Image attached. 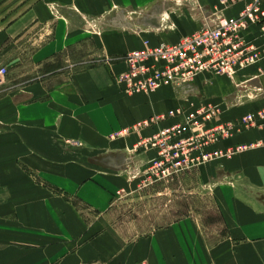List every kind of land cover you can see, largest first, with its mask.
Masks as SVG:
<instances>
[{"label":"crops","instance_id":"1","mask_svg":"<svg viewBox=\"0 0 264 264\" xmlns=\"http://www.w3.org/2000/svg\"><path fill=\"white\" fill-rule=\"evenodd\" d=\"M217 1L201 3L206 10ZM145 2L149 1L0 0V65L8 70L0 90V264H264V125L213 145L228 149L260 143L219 161L222 181L215 195L227 236L217 244L207 245L190 218L122 243L97 217L126 187L130 166L141 170L155 156L153 149L137 145L140 139L175 119L136 132L122 133L123 129L150 115L187 108V100L195 106L217 105L221 121L236 120L263 106L261 97L247 99L242 95L248 88L236 87L256 72V66L235 79L201 74L183 89L165 86L150 93H128L116 75L127 68L122 60L72 72L58 64L60 53L73 54V47L86 42L98 56L101 48L104 55L123 56L175 41L178 33L200 26L181 7L188 27L162 29L160 17L173 5L163 1L165 12L151 14L145 23L155 29L141 34L121 30L114 17V26L100 36L86 33L82 17H97L117 5L127 11L118 13L122 28L130 27L134 22L128 11ZM241 8L239 3L226 14L236 15ZM171 18L178 24L180 17ZM251 30L254 37L257 29ZM255 42L264 43V37ZM259 82L264 86V77ZM70 140L82 145L73 147ZM85 207L97 212L89 222L82 214Z\"/></svg>","mask_w":264,"mask_h":264},{"label":"built area","instance_id":"2","mask_svg":"<svg viewBox=\"0 0 264 264\" xmlns=\"http://www.w3.org/2000/svg\"><path fill=\"white\" fill-rule=\"evenodd\" d=\"M180 1L190 15L200 21L199 28L174 44L159 43L153 49L128 53L124 57L127 68L117 77L123 90L147 93L165 85L183 89L193 85L201 74L235 79L239 72L256 66V72L248 74L236 87L248 88L242 95L247 99L261 97L263 106L246 113L236 123H216L221 114L217 105L203 103L195 106L190 101L187 108L180 106L165 114H154L123 129L122 133L136 132L169 117L175 119L174 123L138 142L145 149L155 151L146 170L145 179L149 183L229 157L242 148L259 145L225 150L213 148L222 138L264 125V86L259 82L264 77V43L255 42L256 38L264 37V0H218L206 10L201 0ZM239 3L242 8L236 15L226 14ZM252 28L257 29L254 37L251 36ZM6 73L7 69L0 67V86L6 81ZM214 121L215 124L209 126Z\"/></svg>","mask_w":264,"mask_h":264},{"label":"rangeland","instance_id":"3","mask_svg":"<svg viewBox=\"0 0 264 264\" xmlns=\"http://www.w3.org/2000/svg\"><path fill=\"white\" fill-rule=\"evenodd\" d=\"M148 1V3L145 2V4L139 5L134 9L128 11V14L132 16V19H130L131 22H134L132 23V25H130V27L122 28L124 22L121 21V16L118 13H120V11H122V13H126L127 11L124 10V7L112 5L108 12L102 13L97 17H82L85 31L87 34L90 33V35L94 34L100 36L104 29L114 26V21L112 20V18L115 17L116 19L117 17L119 23L115 24V26L119 27L121 30H130L135 34L145 33L146 31L155 29L151 28L150 26H145V23H148L153 17L151 14L156 15L157 12L161 11L158 14H162L163 12H165L163 10V1H167L175 6L170 4L172 7H168V14L164 13V15H161L160 27L164 30L170 31L180 28H183L184 30L188 27L189 18L187 16V12L184 11L185 6H182L180 0ZM52 6L54 13L57 14V7L55 5ZM181 7H183L184 9H181ZM171 15L180 17V19L178 20V24L174 23ZM192 33L193 32L189 33L188 31H184L182 33L180 32V34L178 33L175 36V41H161V43L171 45L179 42L185 37H188ZM87 39L90 38H86V41ZM145 42L147 43V41ZM154 47L155 46H149L146 49H137L136 51H145L147 49H153ZM72 50L74 51L73 54L65 52L60 53V55L56 57V59L58 60V64H61L62 66L66 65L67 70H70L71 72L82 70L87 68L88 66L104 62H122L124 61V57L128 54L127 53L123 56L111 57L108 55H104L101 48L100 56H98L97 50H92V47H90V44L88 42H86L84 46L73 47ZM0 67L6 68V66L1 65ZM7 74L8 70L6 73V77ZM119 74L116 75L118 76ZM5 83L4 85H6ZM4 85L0 86V90L5 87ZM17 85L18 84H15L13 86ZM185 103L188 107L190 101L187 100L185 101ZM240 119L241 117L236 120L221 121L219 115L218 122L216 121V123H236ZM115 134L116 133H114V135ZM78 141L79 140H70L68 141V143L72 144L71 146L73 147H80L82 143L79 142L78 144ZM245 145L250 144H241L238 146ZM236 147L237 146L231 149H236ZM247 149L250 148H242L238 152H233L229 157H221L206 162L175 176L154 181L152 183H149L148 180L145 179L147 177L146 170L148 168L149 162L141 170H138L135 166H130L129 173L127 174V177H129V179L127 178V185L126 187L124 186L123 188L119 189L118 192L114 194L112 205L110 206L108 211L98 216L97 212H94L93 210L85 207L83 211L81 210L82 214L86 222L91 221L97 215L100 221L104 223V226H106V228L114 233L122 243L129 242L143 236H149L155 233L158 229H163L169 226L174 221L183 218H190L197 222L195 224L198 226V228L201 229L207 245L211 246L217 244L227 236L225 226L226 224L223 223L222 214L220 213L219 207L217 205V199L215 195V189H217L218 186L221 185L222 181L219 161L221 159H230L233 155L239 152L246 151Z\"/></svg>","mask_w":264,"mask_h":264}]
</instances>
